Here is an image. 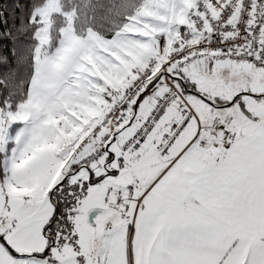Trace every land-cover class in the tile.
<instances>
[{
	"label": "snow or ice",
	"instance_id": "snow-or-ice-1",
	"mask_svg": "<svg viewBox=\"0 0 264 264\" xmlns=\"http://www.w3.org/2000/svg\"><path fill=\"white\" fill-rule=\"evenodd\" d=\"M0 264H264V0H0Z\"/></svg>",
	"mask_w": 264,
	"mask_h": 264
}]
</instances>
